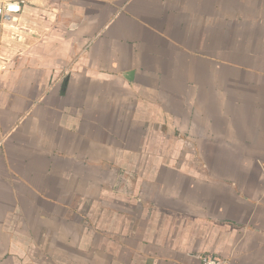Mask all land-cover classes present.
<instances>
[{"label": "crops", "instance_id": "crops-1", "mask_svg": "<svg viewBox=\"0 0 264 264\" xmlns=\"http://www.w3.org/2000/svg\"><path fill=\"white\" fill-rule=\"evenodd\" d=\"M5 5L0 264H264V0Z\"/></svg>", "mask_w": 264, "mask_h": 264}, {"label": "rangeland", "instance_id": "rangeland-1", "mask_svg": "<svg viewBox=\"0 0 264 264\" xmlns=\"http://www.w3.org/2000/svg\"><path fill=\"white\" fill-rule=\"evenodd\" d=\"M35 1H37V0H0V18H2V19H0V29H1V27H2V22H7V18L6 17H3V13H5V6L8 8V5H5V3H15V2H18V3H20V4H22V5H24V4H27V3H30V2H35ZM39 1H43V2H45V0H39ZM1 7H4V9L3 8H1ZM18 10H19V8H18ZM27 14H28V12H27ZM29 18H27V21L24 23V25H25V28H27V30L26 29H24V31L25 32H29V28H31V26H30V22H29V20H28ZM3 27H8L9 29H13L12 28V26H3Z\"/></svg>", "mask_w": 264, "mask_h": 264}, {"label": "built area", "instance_id": "built-area-1", "mask_svg": "<svg viewBox=\"0 0 264 264\" xmlns=\"http://www.w3.org/2000/svg\"><path fill=\"white\" fill-rule=\"evenodd\" d=\"M199 258L202 264H231L228 259L214 254H205L199 256Z\"/></svg>", "mask_w": 264, "mask_h": 264}, {"label": "bare ground", "instance_id": "bare-ground-1", "mask_svg": "<svg viewBox=\"0 0 264 264\" xmlns=\"http://www.w3.org/2000/svg\"><path fill=\"white\" fill-rule=\"evenodd\" d=\"M13 7V6H12ZM12 7L10 9H12Z\"/></svg>", "mask_w": 264, "mask_h": 264}]
</instances>
